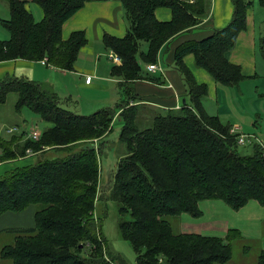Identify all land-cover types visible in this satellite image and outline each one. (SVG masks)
Returning a JSON list of instances; mask_svg holds the SVG:
<instances>
[{
  "label": "trees",
  "instance_id": "1",
  "mask_svg": "<svg viewBox=\"0 0 264 264\" xmlns=\"http://www.w3.org/2000/svg\"><path fill=\"white\" fill-rule=\"evenodd\" d=\"M3 1L10 17L0 24L10 36L0 41V63L45 61L48 67L72 72L87 40L82 31L63 40L61 29L93 0H30L42 11L38 22L27 10V1ZM230 1L233 14L227 26L182 45L174 54L171 67L183 79L189 101L177 111L153 115L151 126L144 130L139 128L140 98L133 94V84L162 81L145 73L139 60L157 64L162 48L167 51L177 37L209 16L210 0H120L127 32L123 38L105 34L102 39L105 50L121 59V65L111 62V77L119 80L123 94L114 107L82 116L61 108L58 96L38 82L15 76L0 80V106L15 94L16 114L27 108L50 124L37 141L25 133L19 144L12 139L15 149L10 148L11 142H0L4 151L0 164L25 158L27 151L63 155L13 169L0 178V216L37 207L34 227L7 231L15 236L11 245L1 248L0 260L11 264H125L106 248L101 220L95 216L100 166L93 142L107 136L118 119L125 152L105 199L118 205V234L132 247L135 264H226L232 259V242L241 239L238 230H229L224 238L183 234L174 232L168 221L182 214L201 218L202 201H221L233 211L249 201L264 206L263 148L254 144L250 155L239 154V147L250 143V137L238 144L240 134H232L231 125L205 114L202 101L207 86L199 85L183 62L193 55L195 66L221 86L236 89L247 80L241 67L230 63L226 55L247 29L252 1ZM158 8L170 9L171 20L158 21L154 15ZM263 33L257 48L264 62ZM140 42L147 44V50L139 53L138 60ZM256 264H264V252Z\"/></svg>",
  "mask_w": 264,
  "mask_h": 264
},
{
  "label": "crops",
  "instance_id": "2",
  "mask_svg": "<svg viewBox=\"0 0 264 264\" xmlns=\"http://www.w3.org/2000/svg\"><path fill=\"white\" fill-rule=\"evenodd\" d=\"M24 1H27L28 5L29 0ZM210 1L209 16L203 19L197 28L177 37L170 44L167 51L164 48L161 49L157 58L160 70L149 72L147 69L149 64L142 63L139 60L141 69L145 73H149L162 81L161 83H156L143 80L133 84V94L140 98L138 103L140 111L151 113V116H153L169 110L177 111L184 105L183 101L185 103L189 101L183 79L171 67L176 50L186 43L200 41L208 37L214 30L227 26L232 19L233 6L230 0ZM27 5L26 8L33 15L35 21H40L43 17L41 9L39 8V11L33 12ZM251 8H253V0L251 7L247 11V29L237 36L234 48L226 55L230 63L241 67L242 75L247 80L257 78V63L260 61L257 41L262 31H264V20L259 21L257 27ZM154 15L161 22H168L172 17L171 10L168 8H158L155 10ZM77 31L84 32L87 44L80 50L72 72L53 69L42 62L15 60L0 63V80L8 76L26 77L42 84L45 89L55 93L64 103L69 102L67 100L69 98L75 103L73 105L76 107H78L77 104L79 102L84 105L102 103L99 108L101 110L114 107L123 100V94L118 86L119 80L111 77L113 64L108 59L109 52L105 50L102 39L105 34L123 38L127 32V23L123 17L120 0H93L86 3L80 11L63 24L61 37L66 40L72 32ZM183 62L192 73L196 82L199 85L207 86V96L202 101L205 114L218 117L224 125H231L237 135L250 137L251 142L247 143L250 146H254V144L264 146V126L262 125L261 127L258 123L260 121V110L247 111L242 109L243 107H237L232 102L233 97H238L237 92L240 95V86L235 89L217 84L205 70L195 66L193 55H187ZM54 76H59L62 82L68 81V86L57 84L58 91L55 88L53 90L50 89L48 85ZM88 79H90L89 82ZM244 83H246V80L241 84ZM71 86L75 87L76 96L72 94V91L65 90ZM260 97L264 98V94ZM67 110L75 112L70 109ZM79 110L80 108L78 107ZM93 144H96V141ZM29 156L36 155L28 154L27 157ZM209 202L227 207L221 201H202L199 204L202 213H204L203 207H209L205 205L209 204ZM227 208L221 210L223 213V218L221 219L201 220L203 216L199 219H194L187 214H182L178 217V231L183 234L224 237L229 230H238L241 239L232 242V250L236 242L242 244L244 242L245 245L253 246L252 254L243 252L241 256L242 260H244L245 256L246 261L244 264H247L248 261L256 264L258 256L264 252V206H261L257 201H249L239 211ZM34 213L35 211L32 210V207L21 213H4L0 216V220L7 214H13V216H18L17 218L20 220L24 217L31 218L32 224L29 226L21 224L6 225L5 227H0V232L8 233L7 231L34 227ZM243 248L247 249V247ZM231 261L232 259L226 264ZM0 264L10 263L0 260Z\"/></svg>",
  "mask_w": 264,
  "mask_h": 264
},
{
  "label": "rangeland",
  "instance_id": "3",
  "mask_svg": "<svg viewBox=\"0 0 264 264\" xmlns=\"http://www.w3.org/2000/svg\"><path fill=\"white\" fill-rule=\"evenodd\" d=\"M27 6L33 12L40 10L39 7L35 3L30 2V0ZM251 12L254 13L256 26L258 27L259 21L264 20V1L261 2V0H253V8H251ZM9 17H10V12L6 3L3 0H0V20L2 19L7 20L9 19ZM9 36L10 35L8 31H6L0 24V41L8 40ZM146 49H147V44L145 42H140L139 52L137 54L138 60H139V53L145 52ZM149 65H154V64H149ZM257 65H258L257 73H256L257 78L253 80H246V83L241 84L240 95L236 91L238 97H233L232 102L235 103L237 107H243L242 109L247 111L260 110L259 113L260 121L258 123L262 127V125L264 126V98L260 96L264 94V62L261 58L260 61L257 63ZM57 84H65L66 86H68V81L62 82L60 81L59 76H54V78L51 79V83L48 86L50 89L53 90L55 88L58 91ZM65 90L72 91V94L76 96L75 87L71 86ZM16 98L17 97L15 94H11L9 95L5 105L0 106V142H11L12 139L16 138V142L19 144L18 141L21 140L19 138L23 135V133H25V136H27L31 132L36 131L40 137L43 130L50 127V124L41 120L38 116L33 114L27 108L22 109L20 114H16L14 111V104L16 102ZM67 100H69V102L71 103H69L68 101L64 103L63 100H60L61 101L60 106L61 108H64L66 110L70 109L72 111H75L73 112L74 114L89 116L101 110L99 108H100V104L102 103L84 105L82 102H79L77 106L80 108V110L78 111V107L74 106L75 103L71 101V99L69 98H67ZM132 104L133 103H130V106ZM120 111L121 110H118L117 113H119ZM157 114H163V112ZM138 116L140 121L139 128L141 130H144L151 126V120L153 118V116H151V113H145L139 110ZM112 127L113 130L107 136H105L102 140L96 141V144H94V148L98 152V159L100 166V170H99L100 176H99V184H98L99 198L97 202V210H95L96 211L95 216L98 222L101 220L100 221L102 224L101 230L104 235V238L106 239L107 242L106 248L109 250V252L112 253L114 257L121 258L125 264H135L136 255L132 247L128 242L122 240L118 234V229H117V224L119 220L118 205L110 200L105 199L107 196L106 194H108V191H110L113 185V179H114V174L116 171L118 160L123 156L125 152V147L119 140V135L122 129L120 120L118 119L117 121H115ZM15 143L14 145L12 144V142L10 143L11 149H15L14 148ZM74 150L78 151V147H76ZM3 152H4L3 149L0 148V154H3ZM238 152L240 155H250L252 153V146H250L249 144L243 145L239 147ZM58 155L63 156L59 152L48 151L45 152V154L43 155L29 156V157L13 160L10 162L1 163L0 178L5 176L7 172L13 169L35 164L36 162H39L43 159L52 158ZM205 205L209 207L208 208L203 207L204 213L201 220H211L212 218H216V219L223 218V213L221 210L226 209L227 207H225L224 205L223 206L215 205L213 202H209V204H205ZM36 209L37 207L32 206L33 211H35ZM233 213L237 214L235 212ZM17 217L18 216H13V214H7L6 216H4V218L0 220V227H5L6 225H13V224H21L23 226L25 225L29 226L30 224H32L31 218L24 217L22 220H20ZM168 221L171 224L173 231L178 233V222H179L178 217H170L168 218ZM204 236H208V235H204ZM214 237H221V236H214ZM13 240H14L13 233L0 232V250L4 246L11 245L13 243ZM243 247H247V249ZM253 249H254L253 246L245 245L244 242L243 244L236 242L232 250V261L228 264H244L246 259L244 256V260H242V256H241L242 253L246 252L248 254H252ZM247 264H252V261H248Z\"/></svg>",
  "mask_w": 264,
  "mask_h": 264
},
{
  "label": "built area",
  "instance_id": "4",
  "mask_svg": "<svg viewBox=\"0 0 264 264\" xmlns=\"http://www.w3.org/2000/svg\"><path fill=\"white\" fill-rule=\"evenodd\" d=\"M108 59L114 64V65H121V59L114 54L113 52H109L108 54ZM42 63L45 64V61H42ZM147 69L149 72H154L156 70L159 69V64H154V65H149L147 66ZM160 70V69H159ZM90 79H88L89 82ZM11 132V131H9ZM232 134H234V130L231 131ZM28 138L37 141L39 139V135L36 131L31 132L29 135H27ZM248 138V136L245 135H239L238 136V144L242 145L246 142V139ZM261 145V144H260ZM261 147L263 148V157H264V146L261 145ZM28 154H31L30 152L27 151Z\"/></svg>",
  "mask_w": 264,
  "mask_h": 264
},
{
  "label": "water",
  "instance_id": "5",
  "mask_svg": "<svg viewBox=\"0 0 264 264\" xmlns=\"http://www.w3.org/2000/svg\"><path fill=\"white\" fill-rule=\"evenodd\" d=\"M183 104H185V102L183 101Z\"/></svg>",
  "mask_w": 264,
  "mask_h": 264
}]
</instances>
